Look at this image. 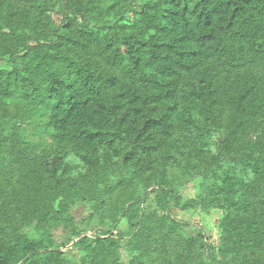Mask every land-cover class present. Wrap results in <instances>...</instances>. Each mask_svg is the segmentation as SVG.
I'll return each mask as SVG.
<instances>
[{"label":"trees","instance_id":"16d2710c","mask_svg":"<svg viewBox=\"0 0 264 264\" xmlns=\"http://www.w3.org/2000/svg\"><path fill=\"white\" fill-rule=\"evenodd\" d=\"M133 1L0 0V60L11 62L0 66V172L13 159L21 186L0 189V264H70L52 230L81 237L75 207L100 211L127 180L158 185V208L121 211L140 225L128 262L112 236L82 237L97 263L210 264L170 216L160 162L179 158L200 181L185 205L220 212L216 264H264V77L253 70L264 66V0ZM13 107L42 122L48 151L14 127ZM29 215L40 234L24 231Z\"/></svg>","mask_w":264,"mask_h":264},{"label":"rangeland","instance_id":"374dc122","mask_svg":"<svg viewBox=\"0 0 264 264\" xmlns=\"http://www.w3.org/2000/svg\"><path fill=\"white\" fill-rule=\"evenodd\" d=\"M134 7L139 4V0H134ZM64 7L54 12V19L56 22H60L64 19ZM134 16L129 13L126 16V21L132 26ZM11 62L8 57L0 60V66H10ZM257 73L264 77V66H256L253 68ZM23 109V107H22ZM20 108H12L10 115L12 123L18 131L25 134L26 138L34 146L36 151L43 152L48 151L51 147V139L47 134L42 122L38 119L25 120L24 115ZM232 117V112L227 109L226 112V124ZM220 135L215 136V140L218 141ZM69 161L71 163H79V160L75 156H70ZM8 167L0 172V189H2L3 196L10 194L14 195L20 186L18 177L16 176V163L13 159L6 161ZM160 166L165 168L167 173V183L173 187L177 201L173 203V208L170 212V216L180 222L181 226L185 229L187 234L193 237H200L201 241L205 243L206 259L210 264H216L213 258L215 252H218L220 248L221 229L219 226L220 212L217 210L208 211L204 206L195 204L194 206H186L193 197H196L200 187L199 178L196 169L193 164L189 167L191 171L197 176L192 177L190 171H188L187 162L179 159H162ZM126 181L125 186L118 187L110 197L106 198V205L102 207L100 211L95 208V202H80L72 211V215L75 218L77 225L82 230L81 237L73 238L70 231L63 226H58L52 230L53 235L57 243L63 248L70 264H98L99 258H94L92 254L81 245V239L92 240L97 236L106 235L112 236L119 242L117 251L114 250L113 254L121 255L125 262L130 259V246L133 236L139 230L140 225L132 224L127 218L121 214V211L135 201H138L141 214H149L153 210L158 208V202L156 200V190L159 189L158 185H152L147 190H144V183L141 185L136 181L134 183ZM199 181V182H198ZM143 186V187H142ZM21 187V186H20ZM11 214L13 217H21L20 209L13 207ZM163 215H169L168 212L162 213ZM40 222L41 217L28 216L23 224L25 232L31 235L40 234ZM111 231V232H110Z\"/></svg>","mask_w":264,"mask_h":264}]
</instances>
